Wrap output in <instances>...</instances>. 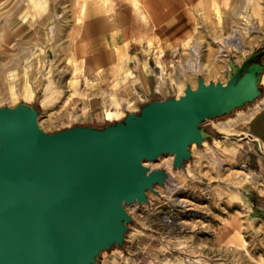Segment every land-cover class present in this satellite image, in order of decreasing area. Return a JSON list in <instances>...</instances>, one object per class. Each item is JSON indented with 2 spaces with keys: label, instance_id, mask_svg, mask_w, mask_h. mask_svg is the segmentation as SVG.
<instances>
[{
  "label": "rangeland",
  "instance_id": "obj_1",
  "mask_svg": "<svg viewBox=\"0 0 264 264\" xmlns=\"http://www.w3.org/2000/svg\"><path fill=\"white\" fill-rule=\"evenodd\" d=\"M42 1L46 2L44 12L39 7H31L32 0H0V35L5 19L8 18L10 23L21 21L18 23L21 31L16 41L10 46L0 41V50H9L16 57L18 46L25 47L21 57H27V62H21L19 67L11 70L17 73L31 64L29 74L35 83L34 98L25 101L16 95L11 96L6 83L8 73L3 74L0 78V108H15L18 105L35 108L41 124L38 123V126L49 134L75 126L102 129L122 121L127 114L139 113L144 105L152 101L177 98V88L171 85L175 79L184 87L196 86L198 78L206 83H225L245 60L259 53L263 54L253 63H260L264 71V20H259L260 11L264 13V0H170V10L184 13V29L192 32L189 41L191 46L174 50L172 46L165 43L160 45L158 40L144 35V39H151L154 43V51L148 50L143 44L145 64L153 89L145 92L137 87L138 90L127 96L130 101L123 106L118 116L105 119L102 110L106 107L115 109V106L112 100L113 78H109L111 69L104 57L100 58L101 68L107 78H99L95 72L86 75V71H83L75 88L67 86L71 70L76 64H82L85 70L88 67L95 69L90 56L96 53L90 55L87 52L84 31L85 19L93 10V0ZM118 1L122 15L128 17L127 6L122 5L125 0ZM142 2L147 3L145 0ZM83 4L87 7L84 13L80 9ZM183 4L190 6L195 22L188 18ZM26 11L28 13L25 15ZM113 14L108 13L112 24L115 22ZM246 14H249L248 17ZM49 15L51 17L47 20H41ZM135 20L137 23L142 22L138 17ZM128 26L129 23L126 31L131 28ZM37 27L39 31L35 32ZM233 30L240 32L236 36ZM128 36L119 42L126 41V46L130 42ZM178 37L184 38V33ZM223 40L229 42L224 45V57L219 52ZM91 42L93 46V42L98 40L93 39ZM192 45L198 47L199 59L205 67L197 74L187 71L188 76H185L181 71L182 63L190 57ZM160 48L164 50L162 59L168 63L164 73L159 65L162 61L156 56ZM41 60L43 66L38 63ZM126 66L132 71L135 69L131 62ZM85 75L92 81L93 87L85 86ZM164 76V90L156 91L155 85ZM260 78L261 75L257 83L260 94L254 100L229 114L207 119L200 125L206 133L204 142L211 146L210 149L204 144L191 145V157L183 162V168H175L173 160L166 155H160L155 162L144 163V166L153 170L165 171L163 185L155 186L157 193L147 191L145 202L125 205L131 221L126 223L123 243L100 251L92 264H264V196H260L264 194V171H252L248 166H243L242 155L237 151L239 140L232 134L233 130H216V124L231 117L234 112L264 103V84ZM47 86L59 92L58 96L54 94V102L48 106L43 102L42 93ZM71 93L73 99L67 108L69 113L80 114L86 107L88 114L80 119H66L67 114L62 121L54 120L56 111L61 110L64 99ZM216 139L230 140L234 147L233 153L228 156L216 149ZM246 173L254 177L257 183H249L245 178Z\"/></svg>",
  "mask_w": 264,
  "mask_h": 264
},
{
  "label": "water",
  "instance_id": "obj_2",
  "mask_svg": "<svg viewBox=\"0 0 264 264\" xmlns=\"http://www.w3.org/2000/svg\"><path fill=\"white\" fill-rule=\"evenodd\" d=\"M245 60L225 83L198 78L179 98L152 101L102 129L75 126L52 134L38 112L0 108V264H92L124 241L125 205L157 193L166 173L149 169L162 154L183 168L202 145L203 121L229 114L259 94ZM263 69V66H262Z\"/></svg>",
  "mask_w": 264,
  "mask_h": 264
},
{
  "label": "bare ground",
  "instance_id": "obj_3",
  "mask_svg": "<svg viewBox=\"0 0 264 264\" xmlns=\"http://www.w3.org/2000/svg\"><path fill=\"white\" fill-rule=\"evenodd\" d=\"M32 3L33 4H32L31 7H33L34 9L36 7H39L43 11V7L45 6L46 2L43 3L42 0H32ZM123 4H125V6H127V10H130L131 12H133L135 17H138L142 21L140 23H137V22L134 21V27H132L130 35H129L131 40H135L136 42L138 41V42L141 43V42H143L145 36L143 35V33H138V32H145L147 29L150 30V29H153L154 26H157V25H155L156 23L154 25L152 24V26H151L152 28L148 25V22L150 20L149 13L152 10L156 11V9L153 7L154 4H149V3L147 4L145 2L143 3L142 0H125V3H122V5ZM91 6H92V9H93L91 15L93 17L94 16L96 17L98 15V19L101 20L102 29H104V30L107 29L108 26H109L108 13L113 11L116 14V17H117V24H118V30L117 31H118V33H112V35L110 37V40H109V43L107 44L108 45V47H107V58H108V61L111 64V66H112V68L114 70V73H113V84H112L114 88L112 90V98H113L112 100H113L115 109H113L112 107H110V108L106 107V108H104L102 110L105 119H112V118H116L118 116L119 111H121L123 109V106L125 104L129 103L130 100H127V99H129L130 97L127 98V96H130L135 90H138L137 87H139V88L141 87V80L139 78L140 77L139 75L140 74L143 75L145 73V71L143 69V71L139 72V74L137 76L134 75L132 70L128 66H126L127 63H129L130 59L128 57H126L125 54H124V52H125L124 48L125 47L124 46L120 47V46H118L116 44V42H119V41L123 40L125 38V36L127 35V31H126L125 28L127 27L128 20H129L128 17L122 15V7H121V5L118 6V1L117 0H96V1L93 0V3H92ZM185 7H186V14H187L188 18H190L191 21L195 22V15L190 10V8H189L190 6H188V7L185 6ZM86 8H87L86 5L83 4L80 7L81 12L84 13L86 11ZM41 10H40V12H41ZM27 11L29 12V10H27ZM27 11L25 12V15L28 13ZM34 11L35 10H33V12ZM216 13L218 14V11H216ZM170 14H171V12H170ZM248 15H247V17H248ZM257 15H256V17H257ZM37 16H38V14H37ZM50 17H51V15L45 16V17H43V19L41 18V20L45 21V20H47ZM34 18H36V16H34ZM7 19H5L4 23L2 24V35H0V41H1V43L5 44L7 46H10L11 43L14 40L16 41L17 35L21 31V29L19 27L21 25H18V23L21 22V21L19 20V21H15V22H11L10 23ZM257 19H258V17H257ZM163 20H164V18L160 19L159 22L161 23V21H163ZM246 20H248V19H246ZM246 20H244V21H246ZM259 20L260 21L264 20V13L262 11H260V13H259ZM174 24H175V22H174ZM231 26H233V25H231ZM237 28H238V26H237ZM195 29L196 28L194 27L193 30H195ZM243 30H244V28H243ZM34 31L38 32L39 31V27L35 28ZM84 31L85 32L88 31L87 26H85ZM233 32L236 33L235 30H233ZM239 32H237V33H239ZM243 32H245V30ZM237 33H236V36H237ZM20 34H22V33H20ZM246 34H247V32H246ZM234 36H235V34L231 35L230 38H232ZM191 37H192L191 30H186L184 32V38H179L178 36L171 37L170 41L166 45L172 46V48L174 50H177L178 47H182V49H186L187 47L191 46L189 44V41L191 40ZM165 38L166 37L163 36V35L159 36V38H157V40L160 43V45H162V43H163ZM235 38H237V37H235ZM245 38L248 39V37H246V36H245ZM50 39L51 38L49 37V40ZM250 39L251 38H249V40ZM145 40H146L147 49L150 50V51L151 50L154 51V46H153L154 43L152 42V40L151 39H145ZM234 42H235V40H234ZM228 43H227L226 40H223L221 45H219L220 46L219 47L220 56H223V57L226 56L225 53H224L225 52L224 45H227ZM236 43L240 44L241 42H236ZM162 48H160L159 52L156 53L157 54L156 56H157V58L159 60L162 61V64H159V65H160V70L164 73V71L168 68V63H166L165 60L162 59L163 56H164V50ZM23 49H25V47H23L21 45L18 46V51L16 53V57L13 56L9 50H4V49L0 50V78H2L3 74L8 73V76H7V79H6V83L8 85L7 89H8V91H10L11 96H15L16 95L17 98L21 97L23 100L29 101V100H32L34 98V96H35V86H34L35 83L32 81L33 76L31 77V75L29 74V72H30L29 68L31 67V64L26 63L28 65L25 68L20 69L17 73H15V71L11 70L12 68L19 67L21 62L23 63V62H25V60L27 62V60H28L27 57H21V51ZM120 51H123V53L120 52ZM189 55H190V57H188L186 59L187 61L182 63V70L181 71H182V73H184L185 76H188L186 74L187 71H190L192 74H197L198 72H200L205 67V65H203L201 63L200 59H199L200 55H199L197 46L192 45L191 51L189 52ZM91 58H92L91 60L94 63L95 69L92 70L93 69L92 67H88L85 70L82 67V64H80V63L76 64L71 70L72 75L67 80V86H69L70 88H75L76 84H77V81H78V77L83 71L84 72L86 71L85 72L86 75L87 74H91L92 72L93 73L95 72V75H97L99 78L104 77L105 74H104V71L101 68V64H100V61H99V56L97 54H93ZM219 62H221L220 59H219ZM226 62L227 61H225V63ZM38 63L40 64V66H43V61L42 60L38 61ZM23 66H24V64H23ZM206 70H208L207 67H206ZM32 72H34V71H32ZM86 75L84 76L85 86L91 88V87H93L92 81H90L86 77ZM258 75H261V78H260L261 79V83L264 84V71H262V65L260 63H252V64H250L249 67H248V73L246 74L247 78H249L251 81H256ZM35 76H36V74H35ZM203 82L206 85L209 84V83H206V81H204V80H203ZM165 84H166V80H165V76H164V77L160 78L159 81L157 82V84L155 85L156 91L162 92L164 90V88H165ZM171 85L173 87L177 88V98H179L180 96H182L184 94V90H185L186 87H184L183 84L179 83V81L177 79L172 80L171 81ZM197 85H198V79H197L196 86L192 85L191 88L195 89V88H197ZM42 93H43V102L47 106L51 105L54 102V100L52 99L54 94H56L57 96L59 95V92H57L54 89V87L50 88L49 86L45 87L44 91ZM72 99H73V96H72V93H71L64 99V101H63V103L61 105V107H62L61 110L56 111L54 120L62 121V120H64V117L67 114L68 115L66 116V119L67 118L69 119V117H70V119H80V118L84 117V115L88 114V111H87L86 107L82 109V112L80 114L74 115L71 112L69 113L67 108H68V106H70V102H71ZM121 100H124V102H121ZM15 109H16V107L15 108H10V110H15ZM130 115H134V114H130ZM38 123H39V125H41L39 121H38ZM214 143L216 145L215 148L220 150L221 153H223L225 155H228V156L233 153L234 147L232 146V142L230 140L222 141V140L216 139V140H214ZM202 144H204L208 149L211 148V146L209 144H207L206 142H204V141H202ZM192 145H194V144H192ZM164 155L169 156V158L171 160H173V158H174V155L171 154V153L162 154L161 156H164ZM153 162H155V161H153ZM149 169H151V168H149ZM246 174L247 175H246L245 178L247 179V181L249 183H251V184L257 183V180H255L254 177L250 176L248 173H246Z\"/></svg>",
  "mask_w": 264,
  "mask_h": 264
},
{
  "label": "crops",
  "instance_id": "obj_4",
  "mask_svg": "<svg viewBox=\"0 0 264 264\" xmlns=\"http://www.w3.org/2000/svg\"><path fill=\"white\" fill-rule=\"evenodd\" d=\"M145 1L147 4L149 2L155 4L156 11L152 10L149 13L150 20L148 25L151 27L152 24L154 25L156 23L155 25L157 26H154L153 29L150 30L147 29L145 32L138 33H143V35L149 36L148 38H153L154 40L156 39V41L159 36L166 35L167 37L164 39L163 43L167 44L169 39H171L170 37L179 36L186 31V29H184L186 25L184 14L179 10L176 12H174V10H170V0ZM124 13H126V11ZM127 16L129 18V26L131 27L127 28V35H130L131 29L134 27V21H137L135 20L136 17L134 13L130 10L127 11ZM113 17L115 19L114 24L110 22L109 18V26L105 30L102 29L101 20L98 19V15L93 17L90 14L85 19L86 26H88V31L86 34L84 33L87 39V52H89L90 55L96 53L99 56L100 64L102 62L101 57H104L105 60L109 62L107 58V44L109 43L111 34L118 33L117 17L115 13L113 14ZM162 18H164V20L160 23L159 20ZM93 39L98 40V42H93V46H91V40ZM128 40L130 41L127 43L129 46V51H127L128 46H125L126 41L119 43L117 42L118 46H125L124 54L130 59L129 63L131 62L134 66L135 69L132 71L134 74L138 75V72H141L143 69H145V74L139 75L141 80V87L139 89L145 92L147 90H152L153 83L145 64L143 52V44L145 43L146 45V40L144 39L141 43L138 41L136 42L135 40H130V38H128ZM91 57L92 56H90V60L92 59ZM107 64L110 65L111 69V75L109 78H113L114 70L110 63ZM104 74V77L107 78L108 76L106 75L105 71ZM221 129L233 130L232 134L238 138L239 141L237 151L242 155V162L244 164L243 166H248V168L252 171H264V103L262 105H258V107L250 106L245 110L234 112L231 117L216 124V130ZM260 196L262 197L264 194H260Z\"/></svg>",
  "mask_w": 264,
  "mask_h": 264
}]
</instances>
